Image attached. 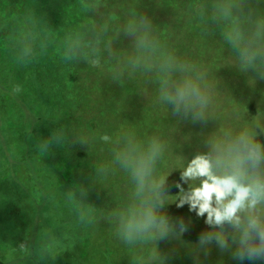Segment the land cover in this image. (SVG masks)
Wrapping results in <instances>:
<instances>
[{"label":"clouds","instance_id":"9594fccd","mask_svg":"<svg viewBox=\"0 0 264 264\" xmlns=\"http://www.w3.org/2000/svg\"><path fill=\"white\" fill-rule=\"evenodd\" d=\"M261 3L185 0L182 5L204 36L218 37L226 45L231 65L248 76L250 84L264 81ZM80 7L92 22L66 30L63 59L95 69L110 68V80L122 85L138 77L143 86L152 89L155 102L168 110L172 132L180 123L200 127L194 143L192 136L183 137L188 151L177 155L166 172L158 167L172 142L164 129L147 138L131 129L122 130L118 139L107 132L100 134V141L116 144L112 163L129 183L128 202L107 217L116 238L134 253L131 264H176L177 260L183 264L186 259L193 264H212L213 249L218 262L226 257L236 264H264V110L258 106L256 115L249 117L247 105L222 91L216 73L204 62L181 57L162 40L158 25L139 3L115 4L112 7L117 11H110L102 0H82ZM114 15L119 16L118 23L113 21ZM38 22L9 26L10 34L21 33L13 45L19 50V61L33 58L38 46H46V40L38 41ZM121 37L129 42L126 48L118 46ZM20 91L19 85L14 86L13 94ZM224 97L231 106L226 107ZM225 111L227 116L222 115ZM94 142V137L83 134L71 141L89 146ZM69 143L61 129L36 147L47 154L53 145ZM108 172V165L97 168L100 178L107 179ZM173 173L178 174L177 179L171 178ZM77 193L83 198L87 191L79 186L70 193L83 205ZM171 207L186 208L187 214H174ZM78 219L91 223L85 209L79 211ZM194 232L191 253L182 254L179 248L161 253L160 243H183ZM18 248L24 250L26 244Z\"/></svg>","mask_w":264,"mask_h":264},{"label":"trees","instance_id":"16d2710c","mask_svg":"<svg viewBox=\"0 0 264 264\" xmlns=\"http://www.w3.org/2000/svg\"><path fill=\"white\" fill-rule=\"evenodd\" d=\"M28 1L31 3L27 9L32 14L24 17V23L39 21L35 28L39 33L38 41L47 42L46 46L37 47L33 58L17 63L13 57L8 58L5 44L11 40L16 42L21 33L10 34L9 26L3 24H17L27 0H0V50L5 49L0 51V264H86L84 257L99 249L91 243L90 223L75 222L70 217L85 209L94 221L92 217L97 218V214H92L96 213V205L91 202L82 205L70 195L78 191V183L68 181L66 184L60 177L54 151L65 158L69 148L53 145L46 154L36 144L61 129L67 136L72 130L80 129L82 113L71 110L66 97L72 93V100L73 91H81L82 88L72 86H75L74 77H78L82 69H77L80 64L63 59V39L66 30L91 23L92 18L80 7L82 0ZM102 2L108 5V10L115 4L137 3L136 0ZM114 19L119 21V18ZM13 78L19 79L17 84ZM24 80V84H28L27 96L21 91L13 94L14 86L24 87ZM77 98L80 107L85 94L77 93ZM23 170L33 180L31 187L23 181ZM54 170L59 175L56 178ZM114 195L115 204L124 202L121 194L115 191ZM63 197L66 203L59 202ZM54 215H60V227H55ZM53 230L58 232L55 236L60 237L61 242H54ZM64 230L68 231L69 238L63 236ZM24 237H27L28 249L14 257ZM101 257L103 264H117L110 252Z\"/></svg>","mask_w":264,"mask_h":264},{"label":"rangeland","instance_id":"374dc122","mask_svg":"<svg viewBox=\"0 0 264 264\" xmlns=\"http://www.w3.org/2000/svg\"><path fill=\"white\" fill-rule=\"evenodd\" d=\"M136 1L140 4L141 10L158 25L162 40L169 44L181 57L204 62L212 73H216V77L220 82V89L228 92L236 101L247 105L249 117L256 115L258 106L261 110H264V81L257 80L255 84H250L249 77L240 73L231 65V57L226 45L218 37L204 36L200 27L190 21L182 8L185 0ZM190 2L194 3L195 0H190ZM30 3L27 0L25 6L22 7V18L16 20V27L23 26L24 17L32 14V11L27 9V5ZM261 7H264V0H262ZM109 10L117 11L113 7ZM114 17L118 19L119 16L114 15L112 17L113 21L116 22ZM10 25V23L3 24V26ZM15 43L14 40H11L5 46L8 58L13 57L17 63H20L21 61L18 60L19 50L13 47ZM117 43L119 47L126 48L129 42L121 37ZM4 50L1 49L0 51L3 52ZM77 69L82 70L78 77H74L75 86H72V88L82 89L81 91L74 90V98L71 100V93L70 96L66 97V100L68 106L70 104L69 108L71 110H74L76 114L82 113L80 129L78 131L72 130L68 135L70 143L66 146L69 148V155L64 158L60 156V153L54 151V158L57 162L56 165L60 168V177L66 184L68 181L71 183L75 181L80 187L86 189V197L81 198L78 193V199H81L84 204L91 202L96 205V213L94 212L92 215L97 214V218L92 217L94 221L91 220L90 232L88 233L91 243L97 246L99 251L96 248L94 251H88V256L84 257L85 263L103 264L100 261V258H103L101 256L106 252H110L115 263L129 264L134 253L116 238L114 226L107 217V213L128 202L129 183L126 175L117 165L112 163L116 144H105L100 141V134L107 132L114 139H118L122 130L131 129L141 137L147 138L154 131L164 129L172 142L168 154L159 162L158 167L162 172H166L174 166L177 155H180L182 151H188V145L183 143V137L192 136L194 143L195 134L200 131V127L199 125L192 126L187 123H180L177 125L175 133L172 132L169 128L171 117L168 115V110L163 105L155 102L152 89L143 86L138 77L130 78L122 85L119 82L110 80V68L95 69L81 62ZM9 78H7V81ZM13 79L17 84L19 79ZM25 82L26 80L23 81V84ZM142 87L143 91H141ZM27 89L28 84H24L21 89L24 97L27 96ZM88 91L91 93L86 94ZM77 93L85 94V100L80 107ZM75 98L77 99L76 102ZM223 99L226 107L231 106V102L226 97ZM222 115L227 116V111ZM78 134L94 137L95 142L91 146L71 143ZM179 144L182 145V148ZM102 165L109 166L107 179L100 178L97 175V168ZM56 172L54 170V178L59 176ZM49 178L53 180V177ZM171 178L177 179L178 174L173 173ZM23 181L27 183V186H32L31 182L33 183V180L26 170H23ZM111 189H113V192L109 191ZM115 191L117 194L122 195L123 203L115 204ZM175 191V189L172 190L173 194ZM59 202L66 203L67 200L63 197L59 199ZM169 211L174 214H187L186 208L177 210L171 207ZM70 218H74L75 222L79 221L78 215ZM60 224V215H54L55 227H60ZM51 234H53L54 242H61L60 237L55 236L58 235L57 231ZM82 235L81 237H83ZM63 236L69 238L67 230L63 231ZM186 239L189 240L183 243L177 241H173L171 244L160 243L161 253L170 248H179L182 254L191 253L196 243L195 232ZM22 243L26 244L24 250L28 249L29 243L27 237H24L19 241L14 257L24 253V250L18 248ZM66 244L72 245L70 243ZM64 248L73 249L68 246H64ZM211 261L212 264H236V262L228 261L226 257L224 262H218L215 249H213ZM176 264H181V261L177 260ZM183 264H193V261L186 259Z\"/></svg>","mask_w":264,"mask_h":264}]
</instances>
